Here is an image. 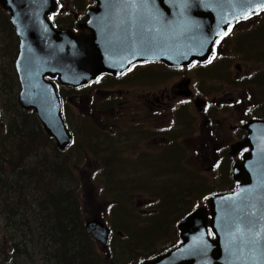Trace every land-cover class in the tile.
I'll list each match as a JSON object with an SVG mask.
<instances>
[{
  "label": "water",
  "instance_id": "1",
  "mask_svg": "<svg viewBox=\"0 0 264 264\" xmlns=\"http://www.w3.org/2000/svg\"><path fill=\"white\" fill-rule=\"evenodd\" d=\"M85 29L90 35L58 32L48 21L55 0H0L19 38L15 62L18 102L34 111L59 150L72 143L56 86L80 88L102 74L119 75L138 62L171 67L210 60L212 48L236 21L264 10V0H91ZM245 129L243 160L233 168L239 183L231 194L209 198L179 223L182 243L144 264H264V121ZM92 240L108 250L112 233L100 219L88 221ZM210 232L214 238L210 237Z\"/></svg>",
  "mask_w": 264,
  "mask_h": 264
},
{
  "label": "flooded vegetation",
  "instance_id": "2",
  "mask_svg": "<svg viewBox=\"0 0 264 264\" xmlns=\"http://www.w3.org/2000/svg\"><path fill=\"white\" fill-rule=\"evenodd\" d=\"M69 1L72 8L64 0H55L56 7L47 16L48 21L58 32L68 31L78 37L90 35L91 32L84 27L89 21V11L97 6L96 2ZM261 14L264 12L233 23L215 42L208 63L193 62L189 66L171 67L158 61L138 62L117 76L102 74L80 88L64 87L57 80L46 78L56 86L62 118L72 137V143L65 150H59L55 144L62 165L67 171L72 165L83 180L87 179V172L91 177L104 173L108 182L117 185L119 190L114 189L117 196L122 197L126 192L121 188L124 182L154 180L165 183L167 168L177 169L189 161L196 162L202 149L209 152L208 160L216 169L225 168L230 162L232 179L234 165L249 152L244 149L235 155L233 147L247 138L245 127L249 122L264 121L259 116L264 104L250 89L240 88L238 84L236 88L228 85L227 91L212 92V88L208 89V75L213 74L210 68L220 61L219 49L236 29L252 24ZM19 45L18 38V55ZM201 71L206 74L199 83L195 76L198 77ZM16 76L19 82L17 73ZM71 100L80 113L82 110L97 125L93 132L82 136L84 143L92 144H86L85 151L94 160L85 156L82 161H71L74 152L71 149L77 143V127L67 114V104ZM83 123L84 118L76 121L80 126ZM112 165L114 170H111ZM238 185L233 181V190L219 194L233 193ZM94 219L100 218L89 220ZM178 241L177 247L181 244L180 236Z\"/></svg>",
  "mask_w": 264,
  "mask_h": 264
},
{
  "label": "rangeland",
  "instance_id": "3",
  "mask_svg": "<svg viewBox=\"0 0 264 264\" xmlns=\"http://www.w3.org/2000/svg\"><path fill=\"white\" fill-rule=\"evenodd\" d=\"M64 1L72 8L69 0ZM252 22L237 28L219 49L220 61H216L215 66L210 68L213 74L208 75V89L212 88V92L220 93L227 91L228 85L236 88L238 84L240 88L250 89L264 104V14ZM17 55L18 37L10 23L9 15L0 8V154L5 159L4 164L6 167L18 166L20 171L38 167L41 160H46L49 165H62L59 153L54 160L55 141L46 134L34 112L24 111L19 105L20 86L14 67ZM205 74L206 71H201L195 79L201 83ZM74 100L69 102L72 107L67 104V114L77 127V143L71 149L74 151L71 153V161H82L85 156L94 160V157L85 151L87 143L83 142L82 136L93 132L97 125L92 122L91 117L85 116L82 110L80 113L78 107L74 106ZM259 116L264 118V106L260 109ZM23 117L27 119L23 121ZM79 118H84V125L76 124ZM16 124H24V127L17 128ZM20 132L25 135L16 136V133ZM87 145L92 146L90 142ZM199 155L196 162L189 161L184 167L167 168L168 173H174H167L165 183H156L154 180L124 182L121 188L126 192L122 197L117 196L118 192L114 190L117 185L108 182L104 173L91 177V173L87 172V179L84 180L78 175V188L74 193L81 204L84 219L99 217L113 234L108 250H104L96 242L99 252L108 258V264H144L173 250L179 242L178 223L183 220V216L200 208L208 209L210 214L209 197L219 191L233 190L230 162L225 168L221 166L216 169L208 160V151L201 149ZM1 167L4 168V165L1 164ZM113 168L115 167L112 165L111 170H114ZM5 178L9 180L10 175ZM66 188L67 191L76 189L70 188L68 182ZM156 198H163V201H157ZM7 204L6 201L3 207L0 203V264H9L10 259L15 257L10 248L3 216V213L8 212ZM15 207L22 208L23 205L17 203ZM20 216L21 214H18L19 225ZM38 219L40 220V217ZM35 222H38L37 219L31 217V225L34 226ZM30 236L37 238L34 229L31 230ZM30 255L32 256L31 252ZM36 260L41 261L38 257ZM19 264H31L29 257L21 254Z\"/></svg>",
  "mask_w": 264,
  "mask_h": 264
},
{
  "label": "trees",
  "instance_id": "4",
  "mask_svg": "<svg viewBox=\"0 0 264 264\" xmlns=\"http://www.w3.org/2000/svg\"><path fill=\"white\" fill-rule=\"evenodd\" d=\"M25 114L28 115L27 112ZM22 119L24 121L27 118ZM16 127L22 128L24 124H16ZM24 135L23 132L16 133V136ZM53 152L55 160L58 151L55 149ZM4 162L5 159L0 154V203L5 207V202H8V212L3 213V216L10 248L15 253L9 264H19L21 254L27 255L31 264L109 263L85 229L89 219H84L81 204L74 193L78 188V176L74 167H69L67 171L59 163L47 165L46 160H41L38 167L20 171L18 166L6 167ZM9 175L10 179L6 180L5 177ZM67 182L70 188L76 189L67 191ZM219 193L222 192L215 194ZM162 199L156 198L157 201H163ZM17 203L23 207H15ZM190 213L184 212L183 219ZM18 214H21L20 225ZM31 217L38 221L34 226L30 223ZM32 229L37 235L36 239L30 236ZM36 257L43 262L36 260Z\"/></svg>",
  "mask_w": 264,
  "mask_h": 264
},
{
  "label": "bare ground",
  "instance_id": "5",
  "mask_svg": "<svg viewBox=\"0 0 264 264\" xmlns=\"http://www.w3.org/2000/svg\"><path fill=\"white\" fill-rule=\"evenodd\" d=\"M48 135V134H47ZM49 136V135H48ZM50 137V136H49ZM52 138V137H51ZM53 139V138H52ZM55 141V140H54ZM55 143H56V141H55ZM57 145V144H56ZM47 165H49V164H47ZM36 173V172H35ZM38 173V172H37ZM87 223V222H86Z\"/></svg>",
  "mask_w": 264,
  "mask_h": 264
}]
</instances>
